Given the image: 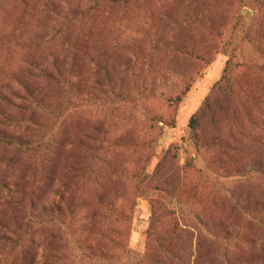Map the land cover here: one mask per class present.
Returning a JSON list of instances; mask_svg holds the SVG:
<instances>
[{"label":"rangeland","instance_id":"rangeland-1","mask_svg":"<svg viewBox=\"0 0 264 264\" xmlns=\"http://www.w3.org/2000/svg\"><path fill=\"white\" fill-rule=\"evenodd\" d=\"M247 1L0 0V83L79 55L71 105L32 80L57 114L0 102L61 141L46 164L0 146V264H264V6ZM54 203L64 226L33 215Z\"/></svg>","mask_w":264,"mask_h":264},{"label":"trees","instance_id":"trees-1","mask_svg":"<svg viewBox=\"0 0 264 264\" xmlns=\"http://www.w3.org/2000/svg\"><path fill=\"white\" fill-rule=\"evenodd\" d=\"M116 1H128V0H116ZM243 7L248 6L249 9L252 10V14L255 16L262 10L264 6V0H248L246 4L242 5ZM50 10L55 11L56 15L63 18L66 22V19L72 14L74 15V10L69 13V16L61 13V11L56 9L55 4L49 3ZM170 14L168 13L166 17L168 18ZM210 16L207 15L205 19L200 17H186V21L193 24H210L211 21H208ZM76 43L73 44V56L71 64H66L61 61L59 56L49 51V60L43 61L41 58H32L27 60L28 65L30 66L29 76L30 80L25 77L15 76L12 80L3 81L0 83V102L6 104H12L18 109L28 110L32 109V111L40 110L44 113L50 112L53 109V113H58V106L52 105L50 101H47L43 97V87L39 85H34L32 82L33 79H45L49 81H54L59 85H62L65 89V93L69 98V104H72L71 97H74L77 94V90L75 89L76 81H75V70L77 66V62L79 60L78 51L75 47ZM264 50V49H263ZM108 75L111 79V74ZM73 95V96H72ZM0 122L2 124H18V125H28L32 127H39L42 130L41 136L28 138L20 132H16L8 129L7 127L2 128L0 126V146L3 147H12L18 149L19 151H24L25 153L30 152L33 155L37 154V159L41 160L44 164L47 162L48 157L58 149L61 141H58V138L55 135L48 134L46 131V127L31 116H21L17 117L12 113L5 112L4 110H0ZM200 124V116L195 114L191 119V127L196 129ZM83 157V156H82ZM84 163L86 161V157H83L82 160ZM80 163V159L78 160ZM72 173H77V169L72 164L69 169ZM256 172L258 174H262L264 177V170L262 168L257 167ZM53 207L48 209L47 206H44L39 209H33V215H37L39 219H43L44 216H48L50 222L53 224H59L60 226H64L66 223L61 219V212L57 209L56 204H52ZM245 213L251 215L249 212V203L243 202L240 204ZM260 219L259 217H257ZM5 239L12 240L11 237H6ZM23 239L18 241V244H22ZM130 261L131 264H142V256L134 251H130ZM79 254L86 253L87 255H91V251L87 248H83L78 251ZM25 264V263H24Z\"/></svg>","mask_w":264,"mask_h":264}]
</instances>
